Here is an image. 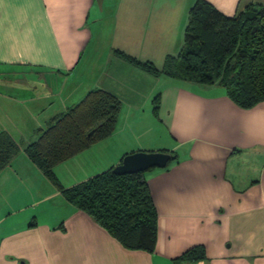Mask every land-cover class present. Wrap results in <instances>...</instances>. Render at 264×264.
Here are the masks:
<instances>
[{
	"label": "crops",
	"instance_id": "obj_1",
	"mask_svg": "<svg viewBox=\"0 0 264 264\" xmlns=\"http://www.w3.org/2000/svg\"><path fill=\"white\" fill-rule=\"evenodd\" d=\"M196 1L0 0V132L26 146L103 89L122 102L117 130L56 168L65 188L136 152L171 156L144 173L157 211L149 253L122 246L20 153L0 171V264H264V101L242 108L220 85L152 77L114 54L163 65ZM206 1L228 17L264 6ZM196 247L203 260H179Z\"/></svg>",
	"mask_w": 264,
	"mask_h": 264
},
{
	"label": "trees",
	"instance_id": "obj_2",
	"mask_svg": "<svg viewBox=\"0 0 264 264\" xmlns=\"http://www.w3.org/2000/svg\"><path fill=\"white\" fill-rule=\"evenodd\" d=\"M114 54L152 77L220 85L237 105L252 108L264 101V6L251 5L245 12L228 17L206 0H197L189 12L182 50L177 56L168 55L161 68L118 49ZM121 110L122 102L116 95L94 89L65 113L53 117L26 146L0 132V171L25 153L67 202L122 246L154 253L157 211L145 172L117 175L113 167L71 188H65L56 175L58 166L110 137L117 130ZM204 257L202 247H196L179 260Z\"/></svg>",
	"mask_w": 264,
	"mask_h": 264
},
{
	"label": "water",
	"instance_id": "obj_3",
	"mask_svg": "<svg viewBox=\"0 0 264 264\" xmlns=\"http://www.w3.org/2000/svg\"><path fill=\"white\" fill-rule=\"evenodd\" d=\"M94 132V131H93ZM93 132L90 133L93 134ZM171 156L162 152H136L124 157L122 163L113 170L114 174L127 175L146 172L151 168H165Z\"/></svg>",
	"mask_w": 264,
	"mask_h": 264
},
{
	"label": "rangeland",
	"instance_id": "obj_4",
	"mask_svg": "<svg viewBox=\"0 0 264 264\" xmlns=\"http://www.w3.org/2000/svg\"><path fill=\"white\" fill-rule=\"evenodd\" d=\"M170 55H171V54H170ZM177 55H178V54H176V55L173 54L172 56H177ZM167 56H168V55H167ZM164 61H165V60H164ZM163 65H164V63H163ZM163 65H162V63H160V64L157 63V64H156V67L161 68V67H163ZM6 74H10V75L13 74V75H14V73H6ZM18 74H24V73H18ZM17 126H19V124H17Z\"/></svg>",
	"mask_w": 264,
	"mask_h": 264
}]
</instances>
